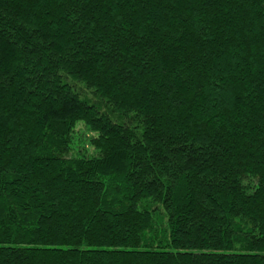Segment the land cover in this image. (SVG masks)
Wrapping results in <instances>:
<instances>
[{
  "label": "trees",
  "instance_id": "obj_1",
  "mask_svg": "<svg viewBox=\"0 0 264 264\" xmlns=\"http://www.w3.org/2000/svg\"><path fill=\"white\" fill-rule=\"evenodd\" d=\"M0 264H264V0H0Z\"/></svg>",
  "mask_w": 264,
  "mask_h": 264
}]
</instances>
